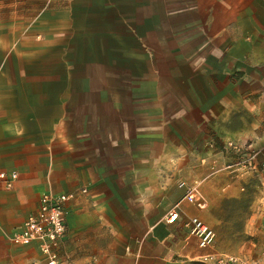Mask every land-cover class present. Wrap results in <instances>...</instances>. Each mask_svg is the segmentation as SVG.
Masks as SVG:
<instances>
[{
	"label": "crops",
	"instance_id": "0c3cea01",
	"mask_svg": "<svg viewBox=\"0 0 264 264\" xmlns=\"http://www.w3.org/2000/svg\"><path fill=\"white\" fill-rule=\"evenodd\" d=\"M68 3V66L7 65L23 21L0 18V264L43 261L9 237L46 194L72 195L61 264H182L187 220L209 226L188 187L205 209L258 179L264 203V0Z\"/></svg>",
	"mask_w": 264,
	"mask_h": 264
},
{
	"label": "rangeland",
	"instance_id": "374dc122",
	"mask_svg": "<svg viewBox=\"0 0 264 264\" xmlns=\"http://www.w3.org/2000/svg\"><path fill=\"white\" fill-rule=\"evenodd\" d=\"M68 4V0H10L0 8V18L23 21L21 27H12L14 51L7 65H72V41H67L68 27L60 26L59 21L60 18H69ZM55 33L61 35L63 41L49 42ZM50 46L59 51L54 59L49 58ZM227 151L233 158L232 166L240 156L230 147ZM230 168L241 169L236 171L241 173L247 171L233 166ZM259 183L258 179H254L250 186H245L233 198L210 193L212 204L205 209L196 205L215 232V242L211 248L201 250L188 231L191 254L182 260V264H264V203L257 201L262 193Z\"/></svg>",
	"mask_w": 264,
	"mask_h": 264
},
{
	"label": "built area",
	"instance_id": "2783aa9c",
	"mask_svg": "<svg viewBox=\"0 0 264 264\" xmlns=\"http://www.w3.org/2000/svg\"><path fill=\"white\" fill-rule=\"evenodd\" d=\"M229 147L240 156L233 163V167L246 170H257L260 167L258 163L260 152L254 150L251 145L230 143ZM261 166L264 167V163ZM17 177L15 173L10 176L5 172L0 174V179L5 182L8 189L12 188ZM71 200L72 195L69 194H46L42 196L38 209L28 216L18 233L9 237V240L15 244L36 245L38 247L43 261L33 264H61L58 249L67 234L68 204ZM185 200L198 207H205V203L199 196L197 186L187 188ZM177 218V212L171 213L168 223H174ZM186 227L197 238L200 249H209L214 245L215 232L199 218L188 219Z\"/></svg>",
	"mask_w": 264,
	"mask_h": 264
}]
</instances>
